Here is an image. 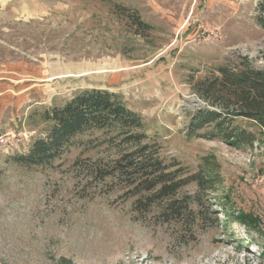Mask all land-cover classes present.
I'll list each match as a JSON object with an SVG mask.
<instances>
[{"label":"rangeland","instance_id":"1","mask_svg":"<svg viewBox=\"0 0 264 264\" xmlns=\"http://www.w3.org/2000/svg\"><path fill=\"white\" fill-rule=\"evenodd\" d=\"M259 1L0 0V133L29 135L0 152V264H264V131L236 118L256 132L242 148L186 132L196 109H220L199 81L218 66L264 70ZM114 2L152 27L135 30ZM92 87L140 114L170 169L200 173L177 190L178 213L94 177L118 155L105 130L50 166L15 161L51 128L45 110Z\"/></svg>","mask_w":264,"mask_h":264},{"label":"trees","instance_id":"2","mask_svg":"<svg viewBox=\"0 0 264 264\" xmlns=\"http://www.w3.org/2000/svg\"><path fill=\"white\" fill-rule=\"evenodd\" d=\"M115 3L113 9L135 30L145 32L152 27L138 11ZM257 11V23L264 29V0L258 2ZM216 70L218 74L199 81L198 88L203 98L220 105V109H196L191 114L187 136L218 139L238 148L251 146L256 132L234 121L244 118L264 131V70L244 64L240 68L218 66ZM43 117L52 122L51 128L33 141L27 154L15 157L18 164L50 166L87 131L105 130L116 142L118 155L106 166L94 163L96 179L120 180L136 194L153 192L155 198L167 200V207L177 213L180 207L175 194L179 187L190 181L201 185L199 172L184 175L183 168L172 170L171 163H164L157 143L147 138L140 114L108 89L84 88L63 104L45 110Z\"/></svg>","mask_w":264,"mask_h":264},{"label":"built area","instance_id":"3","mask_svg":"<svg viewBox=\"0 0 264 264\" xmlns=\"http://www.w3.org/2000/svg\"><path fill=\"white\" fill-rule=\"evenodd\" d=\"M16 132L17 131L9 130L0 133V152H6V150H15L18 148L19 142L22 143L24 140H28L27 138L29 135L27 133L19 132L16 134Z\"/></svg>","mask_w":264,"mask_h":264},{"label":"crops","instance_id":"4","mask_svg":"<svg viewBox=\"0 0 264 264\" xmlns=\"http://www.w3.org/2000/svg\"><path fill=\"white\" fill-rule=\"evenodd\" d=\"M23 95H24V94H23ZM23 95H20V98H21V97H22V98H24V96H23ZM17 96H19V95H17ZM17 100H18V99H17ZM22 100H24V99H22ZM22 100H21V101H22ZM17 102H18V101H17ZM13 107H14V106H13Z\"/></svg>","mask_w":264,"mask_h":264}]
</instances>
